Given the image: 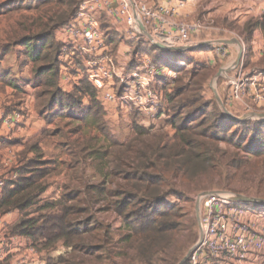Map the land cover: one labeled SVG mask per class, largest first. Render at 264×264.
Returning <instances> with one entry per match:
<instances>
[{"label": "trees", "instance_id": "1", "mask_svg": "<svg viewBox=\"0 0 264 264\" xmlns=\"http://www.w3.org/2000/svg\"><path fill=\"white\" fill-rule=\"evenodd\" d=\"M81 2H10L7 13L24 16L28 12L34 16L20 19L19 34L0 43V63L17 49L23 58L21 66L33 64V71L29 80L12 77L9 71L0 68V90L11 87L20 96L31 86L37 114L47 124L60 118L78 124L73 129L75 133L83 126L96 129L108 145L98 148L84 145L82 152L96 164L101 180L85 182L80 188L66 186L57 200L42 199L49 189V179L58 171L55 162L44 160L39 139L25 149L18 178L7 182L0 197V217L19 212L22 217L12 226L11 234L27 240L38 252H50L63 244L70 253L60 256L57 264H99L118 257L122 264H160L162 255L181 232L185 218L179 201L183 192L178 190L176 180L194 181L215 172L224 173L228 167L223 159L228 156L237 168L247 164L248 156L264 159V122H238L226 117L216 100L204 97L210 67H198L188 59L184 65L177 62L173 68L178 75L175 80L159 83L170 118L158 129L135 122L129 141H116L106 123L98 91L88 81L78 54L71 55L75 68L70 71L81 72L83 79L72 91H66L60 84L62 70L68 64L60 60L63 44L56 31L72 21ZM100 18L109 24L102 28L107 30V44L115 55L121 40L119 33L107 17ZM258 27V22L246 24L244 32L250 40ZM131 46L135 60L128 73L136 68L139 57L165 52L142 37L131 42ZM116 93H121L119 87ZM23 109L27 122L31 111ZM167 126L174 130L173 135L168 133ZM94 141L91 139L90 143ZM29 154L35 157L30 158ZM71 154L74 162L80 164L75 152ZM100 212H112L122 219L125 230L117 231L119 240L112 227L99 217ZM196 229L197 225L191 233L193 240L198 238ZM10 259L0 264H12ZM113 264L120 263L113 261Z\"/></svg>", "mask_w": 264, "mask_h": 264}, {"label": "rangeland", "instance_id": "2", "mask_svg": "<svg viewBox=\"0 0 264 264\" xmlns=\"http://www.w3.org/2000/svg\"><path fill=\"white\" fill-rule=\"evenodd\" d=\"M11 1L12 0H0V43H3L4 41H7L9 39H14L15 35L17 36V33L19 34L20 30L18 22L20 21V19L26 17L31 19L34 16V14L28 12H24V16L19 13H7ZM136 1L146 4L150 8L154 9H157V6L159 5L158 0ZM247 1L250 4L247 5V8H241V12L243 14L242 16H239L238 19L236 18L238 15L236 14V12L239 11L238 9H240L238 0H198L195 4V9L192 17L183 19L186 21H196L203 24L206 30L205 33L200 36L199 40L201 42L211 43L210 46L202 50H198L199 52L194 51L195 55L191 56L192 58H190V60L194 62V64L198 67H201L203 65L210 67L209 80L204 88V97L207 100H216L214 92L216 91L229 112L236 117H242L249 114H264V108H252L251 110H249L247 106L243 107L242 103H227V94L229 90L228 81L229 78L233 77L236 68H238L235 66V61L237 60V51L233 52V59L229 60L230 54L228 56H224L221 54L223 51L229 53L228 48L223 44L216 43L220 40H246V47L248 48V56L246 58V71H250L255 68L264 70V62L261 61L262 59L257 63L251 61L254 56L253 52L249 51L251 41L249 39V36H244V34H241L243 27L246 26V24L250 22H256L261 17H264L263 15H259L260 5L262 4L261 9H263L264 0ZM244 9H246L245 13L243 11ZM100 24L102 26L104 24H107V26L109 25L108 22L103 19H100ZM106 29H108V27H106ZM109 29H111V27ZM146 39L148 40L147 37ZM203 50L205 52H213V55H215V59L213 61H207L205 56L206 54H200V51ZM18 51L19 50L14 49L12 54L8 55L4 60L1 61V71H9L12 77L24 79L29 78L30 80L32 78V74L29 73L31 69L33 71V64H30L32 65V68H28L30 67V65H28V67H22L21 63L23 61V58L19 56ZM158 52L159 51L152 52L150 54L151 58L157 60V64L171 69H173L177 65V62H184L189 58V53L174 54L175 52L169 51L160 53ZM221 70L224 71L218 78L217 76ZM67 73L70 74L69 72ZM19 75H21L22 77H18ZM74 86L75 84L71 82L67 84V87L65 89L66 91H72L74 89ZM160 89H162L161 86ZM0 96L2 105V107L0 108L2 109H9L13 112H16L19 111L20 108L21 111L24 110L23 108L28 106L25 105V107L23 108L19 107L21 103L27 104L29 97L28 95L18 96L16 90L11 87L5 86L3 89H1ZM29 96H31V100H34V95ZM31 100L29 102V105H32ZM7 102L13 103L11 106H9L10 108L5 106ZM218 106L221 110L219 104ZM104 108L106 111L105 120L111 131V136L113 139L120 143H126L132 137L133 123L146 121L148 123H152L153 128L158 129L160 128L162 121H164L163 118L159 117L150 119L149 117H145L141 114H125L123 110L116 106L108 105V107ZM28 111L30 112V109H28ZM32 111L34 112V110ZM13 112H6V114L2 116L6 117V115L12 114ZM34 113L37 114L36 106ZM127 118L130 121H128ZM248 121H251L252 123L264 122V120L261 119ZM26 123L27 122L24 119L11 129L4 125H1L0 130L3 126L7 128L8 131H12L14 129H17L19 126L25 127ZM44 123L46 124V126L39 130L40 133L36 137H34L33 134L25 135L24 133L23 137L18 138L20 139V142L7 143L5 141L3 143L0 150L1 152L6 151L7 154L6 156H4L5 154H0L1 158H5V162L3 164H0V169H3V167L5 166V169L1 172L2 175L0 176V178L9 179L10 176L12 177V173L15 172V166L20 168L23 165V154L27 146L31 143L35 144L37 143V140L39 141V139H42L40 142V147L43 150L42 155L44 156V160H47L48 162H55L54 165L56 166V169L58 171L57 174H54L49 179V189L42 196V199H60L66 186L72 188H80L85 182H99L101 180V176L96 170V164L94 162H91L87 158L88 156H86L85 152H82V147L86 145V147L89 148H98L108 145V143L103 139L102 135L99 134L96 129L85 128L84 126L80 129V133H75L73 129H75V127H78V124H74L69 119L59 118L52 124H47L45 121ZM91 139H95L96 141L90 143ZM72 152H75L77 158L80 161V164L74 162V157L71 154ZM230 154L233 155V152L231 151ZM28 157L33 158L35 157V154H29ZM231 161L232 160L229 156L223 159V163L226 165V167H228L227 171L224 173L215 172L210 176H204L194 181H187L182 178L176 180V186L178 190L183 192V197L179 199V201L180 205L184 209L185 218L183 220L181 232L177 236V239L173 243L172 247L162 255L163 260L162 262H160V264H179L188 256L191 249L197 244L201 232L197 214V205L199 204L201 210V199L208 193L221 190L231 192L235 195H244L247 197L264 200V159H258L248 156L246 158L247 164H245L241 168L233 167ZM6 164L9 165L7 166ZM247 208L250 211H255L264 215L263 207H253L252 205H249L247 206ZM18 214V219L20 220L22 215L20 213ZM99 217L105 220V222L112 227V230L116 232V239L119 240L120 236L119 234H117V231L125 230V224L122 219L114 215L112 212H100ZM9 222L12 223V220H9ZM8 224L10 225V223ZM196 225L198 238L196 240H193L191 237V233L193 230H195ZM9 228L7 230V235L15 237L11 234V228ZM4 236L1 235L0 239H3ZM191 240L193 241L192 244ZM10 246H12V243L9 244V247ZM29 247H32L31 244ZM6 250H8V248H6ZM32 250V254L25 253L21 255L19 259L11 258L10 260L12 264H32L34 250L37 251L33 247ZM181 252H183L182 257ZM67 253H70V251L63 244H59L55 250L44 252L42 257L40 256L39 260L43 264H57V259L60 256H66ZM113 261L122 264V260L119 257L115 260H106L105 262L99 264H113Z\"/></svg>", "mask_w": 264, "mask_h": 264}, {"label": "built area", "instance_id": "3", "mask_svg": "<svg viewBox=\"0 0 264 264\" xmlns=\"http://www.w3.org/2000/svg\"><path fill=\"white\" fill-rule=\"evenodd\" d=\"M102 15L114 27H125L124 35L131 41L140 37L147 40L141 33L140 22L157 41L171 47L200 43L197 37L203 35L206 28L200 22L176 20L168 11L150 8L136 0H82L72 21L57 31L63 44L60 60L68 64L63 69H74L72 57L78 54L88 81L98 92L118 80L121 93L107 94L104 102L115 103L132 113L138 111L150 119L168 120L166 99L159 83L172 82L178 77L177 73L146 55L138 58L139 63L133 71L121 74L100 24ZM221 54L228 56L226 51ZM228 85L227 103H242L249 110L264 108V70L246 71L241 63ZM24 119L26 121V111H16L1 116L0 126L11 129ZM17 170L15 166L9 179L0 178V197L7 181L18 178ZM247 206L237 202L236 195L231 192L220 190L205 195L200 210L202 238L192 248L185 264H242L248 255L261 253L264 250V218ZM8 228L7 221L0 217V237L5 235L0 239V262L8 258L6 248L18 238L7 235Z\"/></svg>", "mask_w": 264, "mask_h": 264}, {"label": "crops", "instance_id": "4", "mask_svg": "<svg viewBox=\"0 0 264 264\" xmlns=\"http://www.w3.org/2000/svg\"><path fill=\"white\" fill-rule=\"evenodd\" d=\"M198 0H158V6L157 8H162L166 11H168L169 15L171 17H173L176 20H183L184 18H190L192 17V14L194 13V9H195V4ZM238 4L240 5L238 9L239 11L236 12L237 15V19L239 18V16H242V12H241V8H247V5L250 4L247 0H238ZM257 1V0H256ZM260 1V0H258ZM262 4L260 5V13L259 15H263L264 16V7L263 9H261ZM230 8V7H229ZM244 13L246 12V9L243 10ZM102 18H99V20ZM109 21V20H108ZM256 22L259 23V27L258 29L254 32L253 37L251 38V44L249 46V49L253 52V58L251 59L252 62L257 63L259 60H261L262 62H264V17H261L259 20H257ZM110 23V22H109ZM111 24V23H110ZM102 26V25H101ZM113 27V26H112ZM120 36V43L117 49V52H115V59H116V66L118 67V70L121 74H125L128 73V69L131 67L132 62L135 60V51L134 48L131 46V40H129L125 35V27H121V28H116L113 27ZM245 31V26L243 27V30L241 32V34L247 35ZM56 35L58 40L60 41L59 35L56 31ZM197 39L199 40L200 37H197ZM246 39V38H245ZM138 41V40H135ZM244 47V53H243V58L241 60V63L244 64V67L246 68V58L248 56V48L246 47V40H239ZM229 53V60L233 59V52L237 51V58L239 56L240 53V48L238 45H226ZM195 52H199V51H195ZM194 53H189V58H192L191 56L195 55ZM206 54V59L207 61H213L215 59V55H213V52H205L200 51V54ZM176 54V53H174ZM138 57V56H137ZM134 59V60H133ZM183 63V62H180ZM240 63V64H241ZM184 65V63H183ZM28 67V66H27ZM28 68H32V65H30V67ZM257 69V68H255ZM71 69H69L68 71H66L65 69L62 70L61 73V79H60V84L61 86L65 89L67 87V84L69 83H74L76 85V83H78L79 81H81L84 77L83 74H81V72L76 71L75 73H72V71H70ZM67 72H69L70 74H68ZM32 74V69L30 70V73ZM18 77H22L21 75H19ZM28 78V77H27ZM29 79V78H28ZM117 86V87H114ZM119 87V82L118 80H115L114 83L110 84L106 90L102 91V92H98L99 95V99L100 101L103 103L104 107H108L109 106H116L118 108H120L121 110L124 111L125 114H129L131 115L132 113L130 112V110L125 109L115 103H106L104 102L105 96L107 94L110 93H114L117 92V88ZM66 90V89H65ZM25 96L28 95V101L27 104L26 103H21V105L19 107H24L25 105L28 109H30L31 111V118L30 120L27 121V123L25 124V127H21L19 126L17 129H14L12 131H8L7 128L5 127H1L0 130V141H1V146L2 147L3 143L6 141L7 143L10 142H20L18 138L23 137V134L25 133L28 135H34V137L39 135V130H41L43 127L46 126V124L44 123V121H42V119L39 118L38 114L34 113L35 112V97L34 100H31V96L29 95H34V89L31 86H28L25 89ZM1 98V96H0ZM30 100L32 101V105H29ZM86 104H88V100L85 101ZM13 103L12 102H7L5 104L6 107L10 108L9 106H11ZM0 107H2L1 105V101H0ZM244 107V106H243ZM21 109V108H20ZM34 110V112L32 111ZM6 112H10L9 109H2L0 108V116L6 114ZM130 112V113H129ZM8 114V113H7ZM128 119V118H127ZM128 121H130L128 119ZM165 121H162V123L164 124ZM161 123V124H162ZM140 125L144 126V127H153L152 123H148L146 121H141L139 122ZM34 127V128H33ZM166 130L168 131V133H170L171 135L174 134V130L171 127H166ZM0 154H5L4 156H6V151H2L0 150ZM5 162V158H1L0 157V164H3ZM5 169V166L3 167V169H0V176L2 175L1 172ZM19 212H13V213H9L7 215H4L1 217L2 220L4 221H8V223H10L9 227L12 228V225H15L18 221H19ZM264 218V215H262ZM9 220H12V223L9 222ZM18 237V236H17ZM30 243L25 240L22 239L20 237L16 238V240L13 242L12 246L8 247V257L10 258H16L19 259L21 257V255L23 254H32L31 252L32 247H29ZM27 247V248H25ZM44 252H38L34 250V256H33V263L32 264H43L39 259L40 256L42 257ZM242 264H264V250L261 253H255V254H250L247 256V258L245 259V261Z\"/></svg>", "mask_w": 264, "mask_h": 264}, {"label": "water", "instance_id": "5", "mask_svg": "<svg viewBox=\"0 0 264 264\" xmlns=\"http://www.w3.org/2000/svg\"><path fill=\"white\" fill-rule=\"evenodd\" d=\"M138 24H139L141 33L148 38L149 42L153 46H155L156 48H158L160 50H163V51H169V52H175V53H191V52H194V51L199 50V49H204V48H206V47L211 45L210 42H200V43H197V44H195L193 46H189V47H171V46H168V45H164V44L160 43L159 41H157L156 39H154L149 34L147 29L140 22ZM216 43L223 44V45H238L240 47L239 56H238L237 60L235 61V66L238 67L240 65V63H241L242 58H243V53H244L243 44L238 39L220 40V41H217ZM223 71L224 70H221L219 72V74L217 76L218 78L222 75ZM214 92H215V98H216L218 104L220 105L221 110L223 111L224 115L226 117H228L229 119H232V120L238 121V122H245V121L254 120V119L264 120V114H249V115H245V116H242V117L234 116L226 108V106L222 102V100L219 97V95L217 94V92L216 91H214ZM236 201L239 202V203L246 204V205H256V206L264 207V200H260V199H256V198H252V197H247V196H244V195H236ZM197 214H198L199 226H200V230H201V225H200V206H199V204L197 205ZM201 238L202 237H201V234H200V240H201ZM190 252H189L188 256L184 260H182L179 264H185L187 262L188 257L190 255Z\"/></svg>", "mask_w": 264, "mask_h": 264}]
</instances>
